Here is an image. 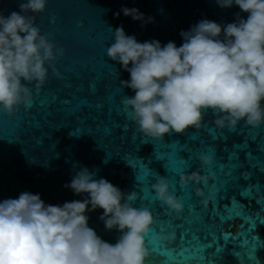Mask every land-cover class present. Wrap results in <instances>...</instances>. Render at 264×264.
<instances>
[{
    "label": "water",
    "instance_id": "95a60500",
    "mask_svg": "<svg viewBox=\"0 0 264 264\" xmlns=\"http://www.w3.org/2000/svg\"><path fill=\"white\" fill-rule=\"evenodd\" d=\"M21 2L0 0V12L6 16L19 11ZM122 5L139 9L146 18L152 17V22L141 27L139 21L122 13L114 18L113 13ZM239 12L236 6L221 9L215 0H48L35 23L42 33H52L54 43L64 49V56L55 65L61 75L57 78L49 70L41 89H33L28 109L21 107L12 116L0 112V201L25 191L39 193L45 204L51 205L81 199L64 185L78 170L87 168L94 179L105 178L124 192L136 191L133 206L150 210L153 224L145 237L150 253L145 264L154 259L148 240L169 232L171 240H153V244L177 249L180 236L187 244L183 254L169 264H264V222L258 218L264 217V211L247 200L249 195L254 200L264 197V172L260 170H264V155L255 157L260 155L259 145L264 147V123L249 127L241 122L231 130L218 129L208 111L199 129L189 127L180 134H165L160 140L142 137L121 104L124 97L134 94L120 85L129 74L105 54L117 26L122 25L125 34L139 42L156 39L162 45L173 41L179 46L181 30L203 18L230 23ZM240 15L246 18L245 13ZM96 79L103 81V89H92ZM54 102L49 112L48 105ZM85 120L98 123L93 128L92 122L85 124ZM116 124L126 131L115 132ZM108 128L113 130L111 135ZM173 145L187 163L175 159ZM205 152L213 155L210 166L199 162V155ZM156 153L164 159H157ZM140 164L166 177L170 193L184 205L181 213L173 215L155 199L151 189L155 175L145 178ZM232 165L237 167L231 178ZM192 171L208 175V182L182 185L180 173ZM194 187L201 188L203 196H196ZM216 194V200L210 199L203 206V199ZM101 212L87 213L88 226L104 241L115 243L119 233L104 229L98 219ZM247 215L254 227L247 222ZM224 229L232 236L222 237ZM197 235L200 239H194ZM157 259L166 261L167 257L157 255Z\"/></svg>",
    "mask_w": 264,
    "mask_h": 264
},
{
    "label": "clouds",
    "instance_id": "9594fccd",
    "mask_svg": "<svg viewBox=\"0 0 264 264\" xmlns=\"http://www.w3.org/2000/svg\"><path fill=\"white\" fill-rule=\"evenodd\" d=\"M47 2L22 0L19 11L6 16L0 12V112L8 116L31 106L33 89H41L49 70L57 78L61 75L55 65L64 49L35 23ZM215 3L221 9L236 6L240 12L230 23L203 18L181 30L179 46L156 39L139 42L122 25L113 31L105 54L129 74L120 85L134 94L121 104L140 136L160 140L189 127L199 129L208 111L218 129L264 123V0ZM121 13L141 27L153 20L123 5L113 17ZM198 159L203 166L214 163L209 152ZM93 177L87 168L78 170L64 187L81 199L63 204H45L39 193L27 191L0 201V264H145L150 255L145 237L153 224L150 210L133 206L136 191L124 192L105 178ZM208 180L198 171L179 175L184 186ZM151 189L173 215L183 211L166 177L155 175ZM194 192L203 196L199 187ZM210 199H203V206ZM97 209L102 210L98 219L104 229L119 233L115 243L88 226L87 213ZM155 238L171 240L173 234Z\"/></svg>",
    "mask_w": 264,
    "mask_h": 264
},
{
    "label": "snow or ice",
    "instance_id": "6c2138e0",
    "mask_svg": "<svg viewBox=\"0 0 264 264\" xmlns=\"http://www.w3.org/2000/svg\"><path fill=\"white\" fill-rule=\"evenodd\" d=\"M91 87H92V89L93 90H98V89H103V81L102 80H100V79H96L94 82H92L91 83ZM57 99H59V98H54V101L55 100H57ZM53 104H55V102L54 103H52V104H49L48 105V108H49V112L51 111V109H52V105ZM62 114V113H61ZM49 118H51L50 117V115H49ZM81 119H83V117H81ZM89 121H91L92 122V127L93 128H95V126H96V124L98 123L97 121H92V120H85L84 121V123L85 124H89L88 122ZM114 129H115V132H122V131H126V127H122V126H120L119 124H116L115 126H114ZM79 132H82V131H80V129L78 130ZM112 129L111 128H108V135H111L112 134ZM209 131H212L213 132V136H214V138H215V133H214V130H209ZM193 139H195V137H193ZM252 139V138H251ZM252 141H255L254 139H252ZM173 148H174V157H175V159L176 160H178L179 162H181V163H187V161H185L184 159H181L179 156H178V154H177V146L176 145H173ZM258 152L260 153V155H258V156H255V157H260V156H262V155H264V147H262L261 145H259V147H258ZM156 155H157V159H164V157L162 156V155H160V154H158V153H156ZM249 157H254L251 153H249ZM223 166L224 165H222L221 164V167L223 168ZM166 167H167V165H166ZM237 167V165H232V168H231V178H232V170L233 169H235ZM168 168V167H167ZM260 169V168H259ZM262 172H264V170H262V169H260ZM140 171H142L143 173H144V177L145 178H147L148 176H150V175H155V173H152V172H150L143 164H140ZM230 181V180H229ZM228 181V182H229ZM227 182V183H228ZM227 183H225L224 185H226ZM223 185V186H224ZM222 188V187H221ZM221 188L220 189H218L217 190V194H218V192L221 190ZM249 192H250V189H249ZM217 194H216V196L215 197H213V196H210L211 197V200H216L217 199ZM247 200L248 201H254L257 205H259L260 206V210L261 211H264V204H262V201H264V197H262L260 200H254V199H252L251 198V196L249 195L248 197H247ZM244 209H245V205H244ZM244 209H242V211L245 213V211H244ZM157 215H159V212L157 213ZM208 217V216H207ZM235 218H239V219H241V220H243V221H245V219L244 218H242V217H240V216H234ZM231 218V217H230ZM260 220H261V222H264V217H258ZM212 219V217H208V220H211ZM247 222H249V224H250V227H254V221H253V219L251 218V217H249L248 215H247ZM224 236H227L228 238L229 237H231L232 236V232H230V231H226L225 229H224V231H223V233H222V237H224ZM194 239H200V236L199 235H197L196 237H194ZM153 240H155V241H159L158 239H156L155 238V236L152 238V239H149L148 240V245H151L152 246V253H153V257H154V259L152 260V264H169V260H171V259H174V257H176V256H180V255H182L183 254V252L186 250V248H187V244L186 243H184V241H185V238L183 237V236H180L179 237V246H178V248L177 249H167V248H165V247H163L162 245H159V246H156L155 244H153ZM252 240L253 241H256V237L255 236H253L252 237ZM146 245V244H145ZM255 246L256 245H254V247H253V249L255 248ZM157 255H160V256H164V257H167V260L166 261H160V260H158L157 259ZM249 258L250 259H254V256H249Z\"/></svg>",
    "mask_w": 264,
    "mask_h": 264
}]
</instances>
